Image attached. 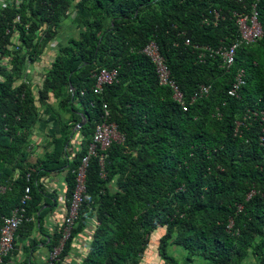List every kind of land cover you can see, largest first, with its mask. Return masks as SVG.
Here are the masks:
<instances>
[{"label":"trees","instance_id":"trees-1","mask_svg":"<svg viewBox=\"0 0 264 264\" xmlns=\"http://www.w3.org/2000/svg\"><path fill=\"white\" fill-rule=\"evenodd\" d=\"M253 10L262 36L239 44L228 67L215 51L237 44L236 19ZM150 41L186 111L141 53ZM203 47L214 54L199 58ZM34 64L44 67L39 86L27 71ZM101 70L117 76L99 94ZM240 72L245 84L231 97ZM200 86L208 93L192 101ZM103 104L121 138L98 152L102 165L90 157L84 199L55 264L92 222L81 264H139L154 235L164 264H179L170 246L186 252V264H244L249 256L264 264V0H13L0 10V226L19 206L31 221L18 231L36 220L42 227L52 197L39 179L50 172L68 171L69 207ZM78 111L87 122L70 157ZM48 118L60 136L34 162V131Z\"/></svg>","mask_w":264,"mask_h":264},{"label":"built area","instance_id":"built-area-1","mask_svg":"<svg viewBox=\"0 0 264 264\" xmlns=\"http://www.w3.org/2000/svg\"><path fill=\"white\" fill-rule=\"evenodd\" d=\"M236 25L239 30L240 40L237 44L231 46L225 50H217L215 53H219L223 57V63L226 66H231L234 62V56L236 48L239 44H248L259 40L262 36L261 26L257 21V13L253 11L250 17L248 16H238L236 19ZM189 44V41H186ZM203 53L199 54V58H204L205 52H210L214 54V50L211 48H203ZM142 53L150 59V61L155 65L156 71L161 84L168 85L173 92V98L179 102L182 99V93L179 91L176 83L169 79V70L164 63L162 56L158 50L157 45L151 41L143 49ZM117 75L116 70L107 72L101 71L100 77L98 78V83L94 88L95 93H99L103 85H110L114 81ZM245 84L243 80V72H240L234 79L231 89L228 91V95L235 96L236 91ZM209 91V87L201 86L198 92H196L192 98V101L196 97H201L206 95ZM105 108V106H104ZM183 110L187 107L183 105ZM121 138L117 132V128L114 124L102 123L96 126L95 131L92 135V142L87 150V155H85L81 160V165L77 172L75 178V188L73 190L70 204L67 210V215L64 219V226L61 232V238L56 246L49 251L47 256L46 264H55L58 261L60 254L62 253L67 240L70 238L74 222L77 219L78 210L82 204L85 193V170L88 166L91 156L97 154L96 148L100 151H106L112 142L118 141ZM100 165L103 164L104 155H99ZM4 191V187L0 186V193ZM29 190H25V194L21 199V204L25 203L29 199ZM31 219L25 216V210L21 207H15L9 216L2 219L0 226V264H2L4 257L8 256L15 250V240L16 232L23 225L24 222H30Z\"/></svg>","mask_w":264,"mask_h":264},{"label":"crops","instance_id":"crops-1","mask_svg":"<svg viewBox=\"0 0 264 264\" xmlns=\"http://www.w3.org/2000/svg\"><path fill=\"white\" fill-rule=\"evenodd\" d=\"M1 63L2 65H8L7 59L1 60ZM43 68L44 67L41 64H34L33 66L27 68V71L31 78V82L36 86H39L41 84V80L43 77ZM77 114L82 113L78 111ZM52 135H54V137L56 138L60 136V126L59 123H57L56 121H49L48 118L46 121H42L37 130L34 131V136L31 142V148L34 149L33 155H31L32 161L35 162L37 157L44 154L45 150L50 149L49 142ZM71 136H73L71 145L74 147H72L70 150V152L72 153L70 157H73L74 151H77V148L82 141V135L78 130L74 129V132L73 134H71ZM17 175L18 174L15 173L13 178H17ZM67 175L68 171L64 169L63 171L50 172L49 174L40 177L39 185L41 184L45 191L48 192L52 197V199H50L47 204L44 203L43 208L49 209L51 213H48L43 217V219L41 220V228H39V223L35 219L36 223L32 225V227H23V229L17 232L15 244L16 249L15 252L11 255L7 264H46L47 256L49 253L48 243H50L51 240L55 239L56 233L61 234L64 219L67 215ZM94 226L95 223L92 222L88 230L80 234L77 239L73 241L71 252L61 262V264L82 263V260L87 252L88 243L91 240V228H93ZM154 237L158 239L157 236L154 235ZM154 237L152 238L151 244L148 245L146 252L142 255L139 264H164L156 249V243L158 240L156 239V241L154 242ZM169 248L168 254L171 255V253H169ZM177 257L179 258L178 255ZM182 261L183 263H185V259H182ZM254 261L255 260L253 258L250 263Z\"/></svg>","mask_w":264,"mask_h":264},{"label":"clouds","instance_id":"clouds-1","mask_svg":"<svg viewBox=\"0 0 264 264\" xmlns=\"http://www.w3.org/2000/svg\"><path fill=\"white\" fill-rule=\"evenodd\" d=\"M256 1H258V0H256ZM13 2V0H0V10H3L4 8H6V7H8V4L9 3H12ZM255 8V7H254ZM253 11H255V10H253ZM256 12V11H255ZM253 13V12H252ZM259 23V22H258ZM151 42V41H150ZM149 42V43H150ZM148 43V44H149ZM155 43V42H154ZM147 44V45H148ZM156 44V43H155ZM146 47V46H145ZM144 47V48H145ZM143 48V49H144ZM204 48V47H203ZM203 48H201V49H203ZM159 50V49H158ZM198 50H200V47L198 48ZM142 51L143 50H141V53H142ZM201 53V52H200ZM199 53V54H200ZM143 54V53H142ZM144 55V54H143ZM161 55V54H160ZM145 56V55H144ZM162 56V55H161ZM146 57V56H145ZM149 61H150V59L148 58V57H146ZM162 58H163V56H162ZM163 60H164V58H163ZM151 62V61H150ZM152 63V62H151ZM164 63H165V61H164ZM152 65H153V67H154V72H155V75H156V79H157V83H158V85L161 87H166V88H168V89H170L171 90V92H172V89L168 86V85H165V84H161L160 83V80H159V77H158V74H157V71H156V67H155V65L152 63ZM165 65H166V63H165ZM167 66V65H166ZM167 68H168V66H167ZM168 70H169V68H168ZM101 71H103V70H101ZM101 71H99V73H95V75H94V78H95V84H94V86H96V84L98 83V78L100 77V73H101ZM104 71H106V70H104ZM112 71H114V70H112ZM107 72H111V71H107ZM117 72V71H116ZM117 76V75H116ZM115 79H116V77H115ZM115 79H114V81H115ZM169 79L170 80H172L171 79V75H170V71H169ZM114 81L112 82V83H114ZM175 82V81H174ZM111 85V84H110ZM177 85V84H176ZM104 86H108V85H103L102 87H101V90L103 89V87ZM177 87H178V85H177ZM201 87V86H200ZM178 89H179V87H178ZM179 91H180V89H179ZM181 92V91H180ZM101 93V92H100ZM99 93V94H100ZM171 95H172V99H173V101H175V102H177V103H179L180 104V106H182L183 107V104H182V99H181V102H179V101H177V100H175L174 98H173V92L171 93ZM104 106H105V108H104ZM181 107V108H182ZM102 109H103V115H102V121L100 122V123H97L96 125H95V128H96V126L97 125H99V124H102V123H106V124H114L115 126H116V128H117V125L115 124V123H113V122H109L108 121V110H107V106L105 105V104H103L102 105ZM182 110H183V108H182ZM183 111H186V110H183ZM262 114H264V113H262ZM81 116H82V120H81V122L80 123H82V122H84V124L87 122V119L82 115V114H80ZM80 123L74 128L75 130H77V129H79L80 127H82V126H80V127H78L79 125H80ZM95 128H94V131H95ZM94 131H93V133H94ZM117 132L119 133V131H118V129H117ZM93 133H92V135H93ZM120 135V134H119ZM91 142H92V139H91ZM91 144V143H90ZM90 144H89V146H90ZM89 146H88V148H89ZM88 150V149H87ZM96 150H97V154L95 155V156H97V155H101V154H98V152L100 153V152H103V151H100L98 148H96ZM87 155V154H86ZM251 195V194H250ZM250 195H248V198H250Z\"/></svg>","mask_w":264,"mask_h":264},{"label":"rangeland","instance_id":"rangeland-1","mask_svg":"<svg viewBox=\"0 0 264 264\" xmlns=\"http://www.w3.org/2000/svg\"><path fill=\"white\" fill-rule=\"evenodd\" d=\"M67 28H65V30L63 31V33H65L66 34V32H67ZM65 34H63V35H65ZM65 37H67V35L65 36ZM64 37V38H65ZM156 237H154V242L156 241ZM171 248H169V253H171V255H173L175 258H176V260L179 262V264H186L187 262H186V260H185V263H183V261H182V259H186V257H185V252L181 249V248H179V247H175V246H170ZM177 255L179 256V258L177 257ZM181 258V259H180ZM253 258L254 257H252V256H249L246 260H245V262H244V264H249L252 260H253ZM254 262H252V263H250V264H254V263H256V259L254 258Z\"/></svg>","mask_w":264,"mask_h":264},{"label":"water","instance_id":"water-1","mask_svg":"<svg viewBox=\"0 0 264 264\" xmlns=\"http://www.w3.org/2000/svg\"><path fill=\"white\" fill-rule=\"evenodd\" d=\"M83 124H84V122L80 123V125L78 127L82 126Z\"/></svg>","mask_w":264,"mask_h":264}]
</instances>
